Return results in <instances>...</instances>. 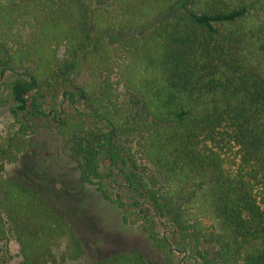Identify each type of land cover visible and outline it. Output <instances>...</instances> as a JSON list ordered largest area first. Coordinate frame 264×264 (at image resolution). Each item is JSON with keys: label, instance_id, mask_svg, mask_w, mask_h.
<instances>
[{"label": "trees", "instance_id": "1", "mask_svg": "<svg viewBox=\"0 0 264 264\" xmlns=\"http://www.w3.org/2000/svg\"><path fill=\"white\" fill-rule=\"evenodd\" d=\"M7 74L0 103L11 101L16 126L0 132V237L14 238L20 264L84 254L53 202L5 173L28 147L24 113L57 120L81 181L98 184L107 160V174L116 169L175 236L201 239L203 264H264V0H0V80ZM58 95L70 101L65 117L43 108ZM133 148L147 179L129 166ZM156 223L143 225L176 264ZM88 264L148 262L130 248Z\"/></svg>", "mask_w": 264, "mask_h": 264}, {"label": "rangeland", "instance_id": "2", "mask_svg": "<svg viewBox=\"0 0 264 264\" xmlns=\"http://www.w3.org/2000/svg\"><path fill=\"white\" fill-rule=\"evenodd\" d=\"M149 29L150 24L136 31L121 33L119 36L138 35ZM111 37L115 40L117 36ZM61 53L62 49L59 50L60 55ZM12 78L11 74H7L1 78L0 83H6ZM5 94L6 91L1 89L0 96L5 98ZM10 105V100L5 104L0 103V132L16 126L9 110ZM74 107L83 112L84 129L90 132L95 128L94 121L86 118L89 112L86 102L79 99ZM43 108L46 111L56 110L60 112L61 117L73 112L69 99L61 95L55 100H45ZM19 117L26 120L29 128L28 147L16 162L5 167V173L39 188L74 227L84 247L82 257L64 262H58L59 252H55L57 262L52 264H88L92 260L130 248L141 251L148 264H167L166 255L158 250L144 228L143 222L150 220L157 222L155 231L158 236H164L169 240L174 251L171 257L174 263H204L199 252L207 251L206 244L191 234L183 239L175 236L170 221L156 217L150 203L134 195L132 187L116 174V169L112 174H107V160L101 161L99 177L93 179L98 181V184L81 181L79 158L72 144L65 142L60 135L57 120L54 121L50 117L35 119L28 113L19 114ZM134 150L136 164L129 163V166L143 173L147 179L151 169L139 157L135 148ZM234 152L235 148L231 144L224 149V154L228 158H232ZM99 186L106 192L108 198L98 189ZM135 202L142 208L145 205L142 213H135L132 206ZM0 264H20L19 247L10 233H6L5 238L0 237Z\"/></svg>", "mask_w": 264, "mask_h": 264}]
</instances>
